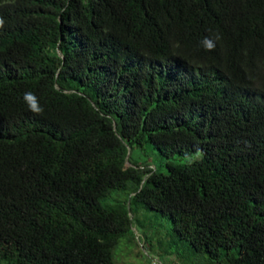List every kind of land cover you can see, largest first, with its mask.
I'll use <instances>...</instances> for the list:
<instances>
[{
  "label": "trees",
  "instance_id": "16d2710c",
  "mask_svg": "<svg viewBox=\"0 0 264 264\" xmlns=\"http://www.w3.org/2000/svg\"><path fill=\"white\" fill-rule=\"evenodd\" d=\"M0 19V264H115L142 211L172 225L161 264H264V0H0Z\"/></svg>",
  "mask_w": 264,
  "mask_h": 264
},
{
  "label": "rangeland",
  "instance_id": "374dc122",
  "mask_svg": "<svg viewBox=\"0 0 264 264\" xmlns=\"http://www.w3.org/2000/svg\"><path fill=\"white\" fill-rule=\"evenodd\" d=\"M134 156L138 158V152H135ZM146 161L153 170L167 172L166 159L160 157L156 151L148 152ZM139 220L141 223L132 229L136 239L134 243L127 244L122 240L114 250L115 264H153L154 260L159 261V257H162L158 243L166 244L169 240L172 229L169 219L157 216L153 212L142 211ZM150 246H153V249ZM163 258L161 261L169 264V259Z\"/></svg>",
  "mask_w": 264,
  "mask_h": 264
},
{
  "label": "clouds",
  "instance_id": "9594fccd",
  "mask_svg": "<svg viewBox=\"0 0 264 264\" xmlns=\"http://www.w3.org/2000/svg\"><path fill=\"white\" fill-rule=\"evenodd\" d=\"M2 26H3V20L0 19V27H2ZM219 39H220V37L217 34L215 36V40L218 41ZM202 43H203V46H204L206 51H212L215 48V43H214V41L212 39L205 38ZM24 99L27 102L28 108H29V110L31 112H33L34 114H37V115L42 113L43 109L38 106V103L36 101V98H35L34 94H32L30 92L29 93H25L24 94Z\"/></svg>",
  "mask_w": 264,
  "mask_h": 264
},
{
  "label": "built area",
  "instance_id": "2783aa9c",
  "mask_svg": "<svg viewBox=\"0 0 264 264\" xmlns=\"http://www.w3.org/2000/svg\"><path fill=\"white\" fill-rule=\"evenodd\" d=\"M155 263L153 262V264H161L158 260H154Z\"/></svg>",
  "mask_w": 264,
  "mask_h": 264
}]
</instances>
